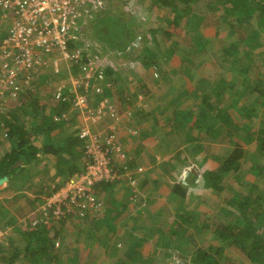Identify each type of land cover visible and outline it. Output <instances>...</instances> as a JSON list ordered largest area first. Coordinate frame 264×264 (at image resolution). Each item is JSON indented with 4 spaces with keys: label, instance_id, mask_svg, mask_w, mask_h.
Instances as JSON below:
<instances>
[{
    "label": "crops",
    "instance_id": "1",
    "mask_svg": "<svg viewBox=\"0 0 264 264\" xmlns=\"http://www.w3.org/2000/svg\"><path fill=\"white\" fill-rule=\"evenodd\" d=\"M214 21L210 19V22L214 23ZM6 26L7 23L0 25V38ZM189 30L190 33L193 30L192 36L198 31H194V28ZM211 30L213 33L214 27H211L209 32ZM236 32H229L228 35L233 34L237 37ZM209 34L211 35V33ZM210 40L208 45L211 44L212 55L209 59H205L204 63L199 66L192 63L190 72L179 71L176 74V80L170 77L169 79L172 81H169L166 79L167 76L162 74V79L170 83L168 89L172 87L171 84H178L176 85L177 89L170 88L169 93L171 94H161L162 97L154 105L152 103L154 93L149 90L148 74H145L142 79L141 72L138 75L139 80L136 78V82L139 87L143 88V95H131L123 102L119 97L114 98V106L120 110V114L117 115L110 113L113 108L111 104L114 102H108L110 109L108 111L105 109V115L94 126L104 132L109 129L110 125L113 126L112 118L116 120L117 124L113 127L116 129L120 146L126 156V159L122 161L124 163H120L119 166L126 165L130 178H125L128 182L126 181L124 185H114L110 189L101 188L102 207L98 216H90L81 221L69 219L62 225L47 227L49 236H52L54 249L49 255L48 261L43 259L37 264H177L179 261H182L183 264H194L192 261L195 250L208 247L214 227L221 224L227 225V219H232L234 211L232 206L227 204V201H231L230 192H224L220 197L216 191L205 188L203 181L205 173L218 171L220 158L231 151L228 150L229 141L224 142L216 137L213 138L215 131L220 128L219 122L214 119L213 113L207 109L206 105H214L218 100L228 106L233 104L237 100L233 91L229 89L231 87L234 89L233 86H236L237 90L238 86L229 79L231 78L230 74H226L224 71V68L228 69L226 65L229 64L225 51L227 42H224L222 37L214 36L210 37ZM179 50L177 49L176 54L186 53V51ZM185 57L181 56L180 62H183ZM253 62L254 65L251 69L254 71L252 74L258 73L262 77V60L256 58ZM193 64L199 71L205 68L206 74L208 72L206 75L208 79H205V75L202 77L199 73L196 75L193 72L195 71ZM181 65L183 64L176 68L178 69ZM255 67L257 69H254ZM246 70L239 68V73H245ZM144 71L146 70L144 69ZM39 72L38 76L26 87L30 93L37 92L42 95L44 100L51 95L48 101L50 105L54 85L39 84L44 70L41 69ZM221 75H228V77ZM220 79L224 80L220 81ZM119 81L120 79L117 80V85H120ZM218 81L221 82L219 85ZM190 82L192 83L189 84ZM84 84H87L91 93L94 92L93 85L87 81ZM141 84L143 85L141 86ZM162 87L167 89V84ZM239 88H242L240 84ZM48 91L50 92L49 96L46 95ZM29 97V94H25L22 100L27 102ZM134 97L136 98L133 99ZM99 99V96L90 98L89 103L93 109H96L97 104L101 102ZM17 100H9L7 104L13 107V103L16 104ZM20 103L21 101L19 103L17 101L16 105ZM49 105L42 112L43 117L51 119L57 117L59 121L66 119L65 124L73 118L75 125L68 128L64 124L63 130H51L47 129L48 123L45 118L41 119L39 115L33 116L30 124L26 123V125L28 130L34 132L33 145L38 150L44 147L58 148L62 144V141L59 140L65 136V128L77 131L79 134L80 129L85 125L84 118L76 109L71 108L66 112L67 115L61 116L53 113ZM255 109L259 116L262 110L261 106H257ZM230 111H232L231 115L233 117L235 115L234 118L238 120L237 114L231 109ZM118 116L119 121H117ZM196 121H198L197 125ZM200 123L213 125V127L218 126L215 130L211 129L209 131L211 134H206L205 139L201 141L204 152L194 159L185 161L190 149L186 141L188 129L191 125L201 128ZM94 126L90 125L92 131ZM2 130L0 128V156L14 147L13 140L8 138L5 133L3 134ZM197 133L201 132L197 131ZM211 136L213 137L211 138ZM199 144L200 142L197 143V145ZM224 148L227 152L220 154V150ZM69 153L55 156L39 152L36 155L37 162L27 166V170L30 171L22 177L23 180L20 183H14V187L11 188L8 185L0 187V192L3 193L6 190L9 192L8 194L12 195L10 199L13 200L10 203L7 195L4 197L7 199L5 203L7 202L9 205L7 207L6 204L5 206L0 204V222L10 227L7 224L10 219L15 218L11 221H18L20 218L28 219L31 214L35 213L36 206L43 203L47 197L46 194L61 186L67 178V174L69 175V172L77 165L75 164L76 160H71L73 156L71 152ZM83 158L84 156L81 154L78 160L84 162ZM140 167L143 169L142 171H139ZM132 181L135 183L134 185ZM225 183V186H228L230 179ZM176 185L186 191L183 199L180 198L179 192L175 191L178 189ZM28 194L32 196V199L28 198ZM22 197L28 201L29 208L18 205L22 201ZM19 214L22 216L19 217ZM224 218H226V222ZM26 230L28 229L26 228ZM21 231L25 230L21 227L14 228L12 234L4 237L2 243H7L8 249L23 247L19 242L21 236L18 233ZM67 233L68 235H66ZM1 234L3 231H0V236H2ZM60 241H62L61 244L64 242L63 250L60 249L62 246ZM230 249L232 247L225 248L226 259L233 258L229 254ZM233 249L237 250L235 256L240 261L244 255L237 247H233ZM10 254V252L4 253V257L1 256L0 259H8Z\"/></svg>",
    "mask_w": 264,
    "mask_h": 264
},
{
    "label": "trees",
    "instance_id": "2",
    "mask_svg": "<svg viewBox=\"0 0 264 264\" xmlns=\"http://www.w3.org/2000/svg\"><path fill=\"white\" fill-rule=\"evenodd\" d=\"M112 1L115 2H112L110 7L114 8L116 4H118L116 8L120 7V2H118V0ZM153 5L159 6L160 10L164 9L167 5H171V19L168 18V21L171 27L175 29L181 24L191 28L196 24L198 31H196L192 37H197L199 43H203L202 39L208 30L205 21L211 13L210 17L212 20H215L214 23H211V27H214L212 37H222L224 42H227L225 44V51L226 57L228 58L226 60L227 62L229 61V64L226 65L228 69L224 68V71L226 74H230L231 78L229 79H231L234 85H238L237 90L236 86H233L234 89L232 87L229 89L233 91V95L237 100L233 104L228 106L227 104H223L224 102H221V100H218L214 105H206L207 109L213 113L214 119L219 122L220 128L215 131V137L221 141L228 142L229 137L235 134L236 136H241L245 142L256 144V150L254 153L250 154L239 145H236L233 150L227 152L220 158L218 163L220 167L217 172H207L204 174V178L202 177L204 187L216 191L220 197L223 196L224 192H230L231 201H227V204L232 206L237 216L233 212L234 220L229 224H221L214 227L208 247L206 249H196L192 262L194 264H245L243 260L238 261L237 257L231 258L232 260L226 259L225 257L226 247H237L245 257L252 261L250 264H256V262L258 264H264V82L263 77H260L258 73L252 74L254 70L251 69L252 65H254L253 60L256 58H260L262 60V65L264 64V0H154ZM194 9H197V12H195ZM92 14L94 18L90 16L92 19L91 27L93 29V22L98 18V12ZM163 18L166 20L167 15L164 17L160 15L154 21L152 20L153 25H157V27L154 28L151 26L148 30L150 35L154 37L155 44L159 45L156 46V48L160 49V52L169 49L172 53H175L177 49L183 50L178 47V40L182 38L188 30L181 31L182 33L176 38L172 30L166 31L159 27L158 22H161ZM109 21L116 23L106 25L104 32H101L100 36L94 39L100 41V43L102 41L107 42L108 48L110 46L111 50H121V59L127 66L126 70H132L137 63L142 66L141 68L145 70L148 69L151 72L153 70H160L163 62L158 61L159 59L155 51L149 50V53L146 52L147 54L134 56L126 47L127 31H124L122 28L123 26L119 25L117 21H112L109 16L104 13L101 15L100 13V23L103 22L108 24ZM235 31H237V37L233 34L228 35L229 32ZM161 39L164 42L163 44L159 42ZM204 42L207 45L210 43L206 41V39ZM76 44V46H70V49L78 48V43ZM143 44L146 46L147 42L144 40ZM105 50L109 54L111 53L107 49H104L103 52H105ZM83 51L84 49L82 50V67L74 65L66 66L65 63H62L57 72L49 65L43 68L44 76L41 75L39 84L52 83L54 85V93L52 91L53 96L50 105L48 104L51 96L48 95L50 93L49 91L46 93L49 98L46 97L44 100L39 93H30L26 86H23L15 97L11 96V92L8 91L5 98L0 99V114H3L0 115V128L3 129V134L5 133L14 143V147L9 152H5L0 156L1 184L6 183V186L8 185V187L11 188L14 187V183H20L23 180L22 177L30 171L27 170V166L37 162L36 155L39 152L55 156L58 154L67 155L71 152L73 156L71 160H76L75 162L77 163L75 164L77 165L73 167L69 175L67 174V178L63 183L70 179L71 176L79 174L82 171L83 162L82 160H78V157L81 154L83 155L84 141L79 138L77 131H70L71 129H68L75 125V120L73 118L69 119V123L65 124L66 119L59 121L58 118V121L55 122L54 119L43 117L44 114L42 112L45 107L49 105L53 113L65 116L69 109L74 108L73 104L77 94L88 96L87 91L89 88L80 87V90L77 89L73 91L68 87L73 79V75L76 76L77 71L85 67V63L88 62V60L84 58L87 51ZM93 51H95V49ZM239 66H241L240 68L246 67V72L239 73ZM121 68L123 67H117L114 64L112 68L105 71H97V73H93L94 75L89 78H86L87 73L82 70V78H79V80L82 83L87 81L89 84L93 85V90L100 95V101L106 100L107 102L111 103L112 101L113 103L114 98L116 99V97H119L123 102L129 95L127 97L125 91H123V86L120 87L116 84L117 80H119L117 77L120 75ZM254 69L257 68L255 67ZM62 74H67L68 76L66 77H68V79L66 78L67 80L60 81ZM163 74L166 76V73ZM221 76L228 77V75ZM210 77L212 78V76ZM223 80L224 79H220V81ZM220 81H218V85L221 83ZM20 82L24 83L23 81ZM239 84L242 87L241 89L239 88ZM60 87H62V89L58 91ZM25 94L30 95L27 102L22 100ZM57 94H59L58 98H56ZM217 95L219 96V93ZM135 98L136 97L133 99ZM16 99H18V103L19 101H21V103L16 105V101V104L13 103V107L7 104L9 100ZM112 105H115V102L111 104V106ZM257 106H261L262 109L259 116L255 109ZM230 109L237 114L240 120L234 118L236 117L235 115L234 117L231 115L232 111H230ZM24 111L26 112L23 113ZM37 115H39L41 119L43 117L47 120V129L63 130L64 124L68 126V128H65V136L61 137L59 140L62 141V144L58 148L44 147L38 150L33 145L35 135L34 132L28 130L29 128L26 123L30 124L31 120L34 118L33 116ZM197 123L198 121H196V125ZM200 126L201 128L191 125L188 129L186 141L190 149L185 161L194 159L204 152L203 143L201 141L204 140L206 134H211L209 132L211 129H216L213 125L209 126L204 123H200ZM197 131L201 133L198 134ZM198 142H200L199 145H197ZM62 165H64V162H62ZM122 173L123 170L121 168L118 175ZM193 173L195 174V172ZM245 176H252L250 177L251 182L245 181ZM229 179L236 180L239 189L237 186L233 187L230 184L225 186V181ZM126 181L127 180L124 178L117 182H102L96 185L94 193H92L95 201L101 204V188L110 189V187L114 185H124ZM134 184L135 183H133V185ZM62 185L54 191L60 189ZM177 186L178 189H175V191H178L180 198L183 199L186 191L183 188L181 189V186L176 185V187ZM37 193L40 194V192ZM38 194L36 195L38 196ZM49 194L50 193L46 194V196ZM1 200L4 201V198H1ZM63 222L62 220L53 221L51 226L62 225ZM7 224L11 226L9 222ZM47 227H49V225L38 226L37 228H30V226L25 227V231L18 233L21 236V240L19 241L20 245L22 244L21 246L23 247L9 248L10 251H8V248L6 249V247L0 245V257H4V253L11 252L8 259H0V264H37L43 259L48 261L49 255L53 252L54 247L47 232ZM26 228H28V230H26ZM54 235L56 236V234Z\"/></svg>",
    "mask_w": 264,
    "mask_h": 264
},
{
    "label": "built area",
    "instance_id": "3",
    "mask_svg": "<svg viewBox=\"0 0 264 264\" xmlns=\"http://www.w3.org/2000/svg\"><path fill=\"white\" fill-rule=\"evenodd\" d=\"M107 1L110 0H0V25L7 23L0 38V99L8 91L15 97L46 65L56 72L59 61L66 66L82 67V49H70V46L81 38L88 12ZM86 73V78L94 75L91 67H86ZM68 87L73 91L88 88L87 84L73 79ZM73 107L85 123L79 131V138L84 141L82 171L43 200L30 216L32 228L53 221L94 217L102 207L92 195L96 185L129 176L126 165L119 166L126 156L115 127L110 126L97 135L90 130V125L103 118L105 109H110L108 102L101 101L93 109L86 95L77 94ZM121 168L123 173L118 175Z\"/></svg>",
    "mask_w": 264,
    "mask_h": 264
},
{
    "label": "rangeland",
    "instance_id": "4",
    "mask_svg": "<svg viewBox=\"0 0 264 264\" xmlns=\"http://www.w3.org/2000/svg\"><path fill=\"white\" fill-rule=\"evenodd\" d=\"M112 2H115V1H112V0L107 1V3H104L100 6L95 7V8H92V10H90L88 12V14L85 17V21H84L85 25H84V29L82 31L81 38L79 39V41L77 43H78V49L80 48L82 50L84 49V51H87L84 58H86L88 60V62L85 64H87L86 67H88V68L91 67L92 71L94 73H97V71L99 72V71L108 70V69L112 68L114 64L117 67H119V66L123 67V68H121L120 75H119V77H117V79H120L119 83H120V85H122L124 87L123 91H125L127 97H128V95L130 97L131 95L134 96L135 94H138V95L142 94L143 88L138 86V84L136 82V78H138V80H139L138 75L140 72L142 73V79H144L145 74H148V82L150 83L149 90H151L154 93L152 95V103L154 105L157 100H160L162 95H164L165 93H167V94L169 93L170 88L172 90L174 88L177 89L176 85H178V84H176V85L171 84L172 87H170L168 89V86H170L169 81H172L169 79L170 77H171V79L172 78L174 79L176 77V74L179 71L180 72H182V71L190 72L189 70H191L190 67H191L192 63H196V65L199 66L200 64L204 63L205 59H209L211 57L210 56V55H212V53L210 51L211 50V44H210V46L209 45L206 46V43L204 42L205 39H206V41L210 42L211 41L210 37H212V30H211V32H209V29L211 28V23H212V22H210L211 13L208 16V19H206V21H205L206 26H208L210 28H208L206 35L205 36L203 35L204 36L203 39L201 38L203 40V43H199L197 37L196 38L192 37L191 33H193V30L191 31V33L188 32V31H190L189 29H191V27H185L184 24H181L176 29L174 27H171V25L169 24V21H168V18L171 19V16H170V14H171L170 10L172 8L171 5H169V6L167 5L166 7H164V9L160 10L159 6L153 5L154 0H123V1L118 0V2H120L119 3L120 7L116 8L118 6V4H116V5H114L115 7L113 8V7H110V4ZM194 11L197 12V9H194ZM94 12H98V16H97L98 18L95 19L96 21L93 22L94 28L92 29V27H91V21H92L91 16H92V18H94L93 14H92ZM100 13H101V15H102V13H104L105 15L109 16L112 21H117L119 23V25L123 26L122 27L123 30L127 31V40L125 42L126 47H127V49H129V51H131V53L134 56H138L139 54H147L146 52H148L149 50L155 51L157 53V57L159 59L158 61L163 62V64L160 67V70H153L151 72L150 70L146 69V71H144V69L141 68L142 66L139 65L138 63L134 66V68H132V70L131 69L126 70L127 66L125 65L124 61H122V59H121V54H120L121 50H114V49L111 50L110 46L108 48L107 42L102 41L100 43V41H97L94 39V38H97L98 36H100L101 32L102 33L104 32V30L106 29V25L116 23V22H111V21H109L108 24H105L103 22L100 23ZM198 13H200V12H198ZM160 15H162L163 17L165 15H167V18H166V20H164V18H163V20L161 22L160 21L158 22L159 27L166 30V31L172 30V32L174 33V36L176 38H178L179 35L182 33L181 31L188 30V31H186V34L178 40V47L183 49V50H179V51H186V53L176 54V51H175V53H172V52H170L169 49L165 50L164 52H160L161 50L156 48V46H159V45L155 44L154 37H152V35H150L148 30L151 26L154 28L157 27V25H155V26L153 25L152 20L154 21ZM211 20H212V18H211ZM85 26H86V29H85ZM192 28H194V31H196L197 30L196 24H195V26H192ZM209 33H211V35ZM144 40L147 42L146 46H144V44H143ZM189 41H190V44H189ZM159 42L161 44L164 43L162 39L159 40ZM76 45L77 44H75L74 46H76ZM154 47H155V49H154ZM183 47H185V48H183ZM94 49H95V51H93ZM104 49L109 50L111 53L109 54L106 50H105V52H103ZM168 51H169V53H168ZM181 56H186L183 60V63H181L179 60L181 58ZM184 61H186V62H184ZM211 62H213V61H211ZM62 63L63 62L59 61L58 66L60 67ZM180 64H183V65L179 66L177 69L176 67ZM187 65H189V66H187ZM263 65H262V67H263L262 68V77H263V82H264V66ZM192 66H195V65L193 64ZM86 67H83V68H81V70H78L76 76L73 75L74 80H77L80 82L79 78H82V76H81L82 72L81 71L83 70L86 73ZM240 67L241 66H239V68ZM243 68L245 70L247 69L246 67H243ZM204 70H205V68H204ZM204 70L201 69V71H199V70H197V67L195 66V71H193V72H195L196 75H198V73H199L201 75V77H202V75H205V79H208L206 77L208 72L206 74V72ZM163 73L168 74V75H166L167 76L166 79L169 80L168 82H166V80L162 79ZM42 75L44 76V72H42ZM149 75H150V77H149ZM43 76H42V78H43ZM66 76H68V75L62 74L60 81H64L66 78L68 79V77H66ZM174 80H176V78ZM196 81H194V82H196ZM191 83L192 82H190L189 84H191ZM50 84H52V83H50ZM143 84H141V86ZM166 84H167V89L162 87ZM125 88H126V90H125ZM162 88H164V89H162ZM76 89H78V88H76ZM79 90H80V88H79ZM130 92H132V94H129ZM175 92H177V91H175ZM87 94H88L89 100L92 96L93 97L99 96V98H100V95L98 93H96V91L91 93V91L88 90ZM93 94H95V95H93ZM169 94H171V93H169ZM96 98H98V97H96ZM93 100H95V99L93 98ZM112 107L113 108L111 109L110 113H112V114L116 113V115L120 114V112H119L120 110L118 108H116L114 105H112ZM0 113H1V111H0ZM0 115H2V114H0ZM38 120H40V119H38ZM112 120H113V122L111 124L113 126H116V124H117L116 120L113 118H112ZM117 121H119V116L117 117ZM93 132L102 133L100 130L97 129V126L93 128ZM212 137L213 136H211V138ZM206 138H209V137H206ZM228 141H229L228 144H230V147H228V150H233L236 145H239L240 147L245 149L247 151V153H249V154L252 153V151L256 150V144L245 142L241 138V136L239 137V136H236L235 134L230 136ZM225 152H227L226 148L220 150V154L225 153ZM199 155H201V154H199ZM126 169H127V167H126ZM142 170L143 169L140 167L139 171H142ZM250 177H252V176H250ZM250 177H244V180L246 179L245 181L251 182ZM129 178H130V176H129ZM132 183H134V182L132 181ZM229 184L232 185L233 187L237 186L239 189V186L236 183V180H230ZM2 186L5 187L6 183H3L2 185H0V187H2ZM7 189H9V188H7ZM30 194H28L27 196H28V198L32 199V196H30ZM6 195H7V199L10 200V203L13 201L10 199V197L12 195L8 194L7 191L4 190L3 193L0 192V204L2 206H5V204H6V206L8 207L9 204L7 202L5 203V201L7 199H4V201L1 200V198H4ZM21 200L22 201L18 205L22 206L23 208H29L28 201H25L24 197H22ZM40 204H42V203H40ZM37 208L38 207L36 206L35 210ZM198 208H200V207H198ZM99 211H100V209L99 210L97 209L94 216H98L100 214ZM234 214L237 216L236 212H234ZM18 216L21 217L22 214H19ZM12 219H15V218H12ZM12 219L9 220V222L11 224L10 227L5 225L3 222H0V231H3V234H1L2 236H0V244H2L1 246L6 247V249L8 248L7 243H2V241H3L4 237L12 234L14 228L21 227L22 229H25V227H27V226L28 227L30 226V228H32L31 222H30V217H28V219L20 218L18 221H16V220L11 221ZM224 220L226 222V218H224ZM232 220H234V217H232V219H227V221H228L227 224H229L230 221H232ZM49 226H51V224H49ZM66 235H68V233ZM50 238H52V236H50ZM59 243L61 244L62 241H60ZM61 245L62 246L60 249L63 250L64 242ZM9 251H10V249H9ZM236 252H237V250L233 249V248L229 250V254H231L233 257H236L235 256ZM242 259H243V262H245V264L252 263V261H250L245 256L243 258H240V260H242ZM177 264H183V262L179 261V262H177ZM256 264H258V263L256 262Z\"/></svg>",
    "mask_w": 264,
    "mask_h": 264
},
{
    "label": "water",
    "instance_id": "5",
    "mask_svg": "<svg viewBox=\"0 0 264 264\" xmlns=\"http://www.w3.org/2000/svg\"><path fill=\"white\" fill-rule=\"evenodd\" d=\"M2 183V180H0V184Z\"/></svg>",
    "mask_w": 264,
    "mask_h": 264
},
{
    "label": "clouds",
    "instance_id": "6",
    "mask_svg": "<svg viewBox=\"0 0 264 264\" xmlns=\"http://www.w3.org/2000/svg\"><path fill=\"white\" fill-rule=\"evenodd\" d=\"M93 132V131H92ZM95 133V132H94Z\"/></svg>",
    "mask_w": 264,
    "mask_h": 264
}]
</instances>
